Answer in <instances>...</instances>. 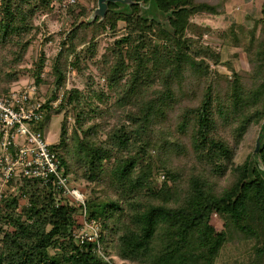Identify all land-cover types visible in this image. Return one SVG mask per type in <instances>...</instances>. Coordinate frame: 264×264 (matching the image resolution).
<instances>
[{
  "label": "trees",
  "instance_id": "trees-1",
  "mask_svg": "<svg viewBox=\"0 0 264 264\" xmlns=\"http://www.w3.org/2000/svg\"><path fill=\"white\" fill-rule=\"evenodd\" d=\"M53 1L3 0L0 96L19 81L36 20L52 11ZM155 1L164 12L174 11L171 32L139 17L138 5L134 14L123 15L110 3L103 23L66 31L52 61L48 109L67 81L69 57L74 55L84 75L89 67L78 48L89 43L94 58L95 38L126 22L125 33L97 64L107 92L69 88L56 107L65 109L56 148L67 174L90 189L88 218L100 226L103 255L95 243L79 244L73 236L82 206L65 198L57 206L53 189L24 177L20 189L28 204L20 208V198L8 194L0 208V264H114L108 260L113 252L123 264H217L226 251L229 257L252 254L244 264H264V177L254 166L255 179L246 182L248 160L234 168L216 164L234 157L252 126L264 119V8L257 42L245 46L239 40L249 68L220 76L211 64L223 63L221 48L188 32L193 16L223 14L228 0ZM91 12L74 3L55 18L74 15L71 29ZM44 63L43 54L36 65L38 84ZM214 77L223 84L218 119ZM196 95L200 103L190 106ZM69 115L75 119L71 132ZM262 156L264 161V148ZM215 213L223 215L221 228L212 224Z\"/></svg>",
  "mask_w": 264,
  "mask_h": 264
},
{
  "label": "rangeland",
  "instance_id": "rangeland-1",
  "mask_svg": "<svg viewBox=\"0 0 264 264\" xmlns=\"http://www.w3.org/2000/svg\"><path fill=\"white\" fill-rule=\"evenodd\" d=\"M2 3L3 0H0V10ZM74 3H79L88 11L92 12L87 17L81 16L75 26L70 29L71 24L74 22V15L68 14L63 21L57 20L55 15H57L62 9L67 8L70 4ZM135 5L140 7V14L141 5ZM53 6L54 7L52 8V11L44 12L36 20V25L38 28L36 37L28 51L26 61L23 65L24 70L21 73L20 79L14 83V86L26 84L37 85L39 93L43 95L46 100L50 97L53 87L52 61L60 52L61 41L63 36L66 34V31L69 30V32H71L82 24L90 25L96 20H98L99 23H103L108 12L110 11L109 6V10L102 21H99L98 17L95 21L87 23L86 21L98 7V0H75V2H71V0H54ZM263 8L264 0H228L226 11L223 14L205 13L197 14L192 17L193 25L191 30L188 32V36H194L196 39H199L205 44H211L221 48L223 63L221 65L211 64V68L217 71L220 76L231 74L232 69L242 70L249 68L245 47L240 44L239 40H242L245 46H248L252 43L255 44L257 42L263 26ZM116 9H118L117 6L115 9H113L114 13L127 15L124 13L115 12ZM79 10L80 8H76V13ZM132 14H134V10ZM139 17L141 16L139 15ZM82 19H84V22L80 23ZM78 23L80 24L78 25ZM149 23L151 24L152 22L149 20ZM117 26L118 30H113L110 28V26H108L105 32L95 38L97 50L96 56L94 58H89L91 54L89 50V43L78 48L77 51L83 58H85L84 64H87L89 67L84 75L80 74L77 67L74 65V55L69 57L70 64L67 74V81L62 88L56 90L58 96L61 92L64 94L65 90L73 87L84 89L90 93H92L91 91L99 92L101 90L107 92L108 88L106 79L100 76L97 64L102 60V56L108 51L113 41L125 33V21L119 20ZM43 54L45 55V63L44 69L40 75L43 82L38 84L36 82L38 73L36 65ZM89 75H92L93 79H91ZM219 82L220 79L214 77L212 85L213 95L215 96L216 100L213 105V113L216 119L219 118L218 106L223 103L222 98L219 97V90L223 87V84ZM94 97L96 101H99L96 96ZM60 103L61 101L58 102L56 106L52 105L53 109L50 110L49 119L44 121L41 125V130L43 131L46 139L53 144H58L60 142L61 125L65 119V109L56 108ZM198 103H200V97L196 95L189 105L192 106ZM102 105L104 106V104ZM263 120L260 125L252 126L245 139L241 142L239 150L234 157L224 158L222 160L218 159L216 160V164L219 165L221 163L223 167L230 166L231 168L233 166L235 167L238 165H243L247 160L249 163L252 153L255 149L256 139ZM66 123L68 126V131L71 132L73 126L75 125V119L73 115H69L67 117ZM211 165L216 167L214 164ZM70 177L72 183L85 192L88 203L89 199L91 198V193L88 186L85 183H80L77 181L74 176L70 175ZM161 179H164V175H161ZM78 218L79 223H81V214H79ZM223 223V215L213 214L212 224L214 226L221 228ZM3 238L4 235H0V247H2L4 244ZM251 258L252 254L249 253L238 257H229L226 251L217 264H244L251 260ZM106 259H108V257H106ZM110 259L114 264H123V260L120 259L114 252L111 256H109L108 260Z\"/></svg>",
  "mask_w": 264,
  "mask_h": 264
},
{
  "label": "built area",
  "instance_id": "built-area-1",
  "mask_svg": "<svg viewBox=\"0 0 264 264\" xmlns=\"http://www.w3.org/2000/svg\"><path fill=\"white\" fill-rule=\"evenodd\" d=\"M62 95L61 92L51 105L56 106ZM45 103L46 98L35 84L15 85L0 96V208L8 194L20 198V208L27 205L20 180L24 177L37 179L55 191L57 206L64 198L82 206V220L73 236L79 244L95 243V250L103 255L100 226L96 220L88 218L87 196L65 171L57 144L50 143L41 130L51 110Z\"/></svg>",
  "mask_w": 264,
  "mask_h": 264
},
{
  "label": "water",
  "instance_id": "water-1",
  "mask_svg": "<svg viewBox=\"0 0 264 264\" xmlns=\"http://www.w3.org/2000/svg\"><path fill=\"white\" fill-rule=\"evenodd\" d=\"M110 3H113L118 7L115 10L117 13H124L130 15L133 13L132 6L135 4L141 5L140 16L145 20H150L151 22L156 21L163 25V28L171 32V24L169 18L174 15V11L164 12L160 9L159 5L155 0H150L149 2L138 1V0H98V7L92 13L90 18L86 21L90 23L95 21L99 17V21H102L106 13L109 10ZM178 11V10H177ZM84 22V19L80 21V23ZM78 23V25L80 24ZM264 148V120L261 125L259 134L256 139L255 149L252 153L251 159L249 161V178L246 182H252L255 179L254 176V166L257 167L259 172L264 177V161L262 156V150Z\"/></svg>",
  "mask_w": 264,
  "mask_h": 264
}]
</instances>
